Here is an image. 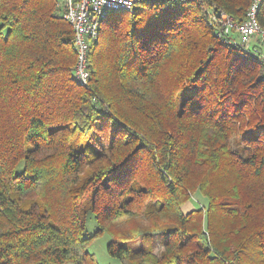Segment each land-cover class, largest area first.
Returning a JSON list of instances; mask_svg holds the SVG:
<instances>
[{
    "label": "trees",
    "instance_id": "1",
    "mask_svg": "<svg viewBox=\"0 0 264 264\" xmlns=\"http://www.w3.org/2000/svg\"><path fill=\"white\" fill-rule=\"evenodd\" d=\"M253 2L108 10L82 85L58 0H0V264H98L106 232L113 259L141 240L131 264H264V59L234 29Z\"/></svg>",
    "mask_w": 264,
    "mask_h": 264
},
{
    "label": "built area",
    "instance_id": "2",
    "mask_svg": "<svg viewBox=\"0 0 264 264\" xmlns=\"http://www.w3.org/2000/svg\"><path fill=\"white\" fill-rule=\"evenodd\" d=\"M136 0H58L64 11V20L72 27L73 45L76 51V64L74 67L75 79L85 85L89 78L88 52L92 41L97 39L101 18L108 10L130 11ZM259 0H254L246 12L245 20L235 25L240 43L250 47V42L264 43V31L260 29L256 18ZM231 20L222 16L221 34L230 33ZM257 50V48H256ZM258 51V50H257ZM264 69V65H263Z\"/></svg>",
    "mask_w": 264,
    "mask_h": 264
},
{
    "label": "rangeland",
    "instance_id": "3",
    "mask_svg": "<svg viewBox=\"0 0 264 264\" xmlns=\"http://www.w3.org/2000/svg\"><path fill=\"white\" fill-rule=\"evenodd\" d=\"M255 41L252 40L250 42V45H254ZM257 45V50L259 52H261V55L264 56V43H259V44H255ZM199 199V203L201 204H206V199L202 198V197H198ZM190 206H193V203H188V204H185V206L182 207V210L184 212H187L188 210H190ZM94 219L92 217V215H88V217L86 218V233L87 235H90V234H93L96 227H95V223L93 222ZM127 234V233H126ZM155 237H153V235H150V236H147L146 237V240H147V243L148 245L150 244L152 247H155L156 245V253L159 252V249H161L159 247L158 244H155ZM115 239V234L114 232H106L104 233L103 235L99 236L98 238H96L94 240V242H92L88 248H87V251L90 252L91 254H93L95 256V260L97 261L98 264H131L132 262V259H136V260H139L136 255V252L140 246H141V240L140 239H135L133 240L132 242L130 241L128 243V246L130 247V251H131V257L130 258H126V259H122V260H119V259H113L111 258L108 254H107V247L106 245H108V243ZM156 243H159L158 240H156ZM155 244V245H154ZM136 255V256H135ZM143 264H148V263H143Z\"/></svg>",
    "mask_w": 264,
    "mask_h": 264
},
{
    "label": "crops",
    "instance_id": "4",
    "mask_svg": "<svg viewBox=\"0 0 264 264\" xmlns=\"http://www.w3.org/2000/svg\"><path fill=\"white\" fill-rule=\"evenodd\" d=\"M254 43H255V44H259V43L256 42V41H255ZM255 44H254V45H255ZM254 45H253V46H254ZM250 47H252V45H250ZM256 47H257V45H256ZM257 49H258V48H257ZM260 53H261V52H260ZM262 57H263V59H264V56H262Z\"/></svg>",
    "mask_w": 264,
    "mask_h": 264
},
{
    "label": "water",
    "instance_id": "5",
    "mask_svg": "<svg viewBox=\"0 0 264 264\" xmlns=\"http://www.w3.org/2000/svg\"><path fill=\"white\" fill-rule=\"evenodd\" d=\"M217 17H219V14L218 13H215Z\"/></svg>",
    "mask_w": 264,
    "mask_h": 264
}]
</instances>
